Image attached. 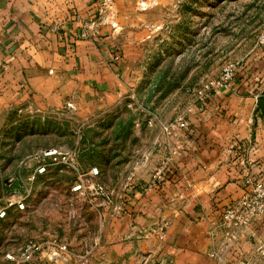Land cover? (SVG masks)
<instances>
[{
  "label": "crops",
  "instance_id": "crops-1",
  "mask_svg": "<svg viewBox=\"0 0 264 264\" xmlns=\"http://www.w3.org/2000/svg\"><path fill=\"white\" fill-rule=\"evenodd\" d=\"M101 1L0 0V120L10 109L69 111L66 102L86 117L120 102L128 86L124 52L139 40L128 26L139 21L122 16L125 0H111L112 11L95 19ZM82 30L87 36L78 38ZM260 64L197 108L188 131L168 136L176 143L156 188L124 192L127 210L115 217L111 246L117 253L111 258V249L105 264H264V214L238 230L219 224L223 206L244 194L245 175L264 180ZM162 220L168 226L159 239L148 230Z\"/></svg>",
  "mask_w": 264,
  "mask_h": 264
},
{
  "label": "rangeland",
  "instance_id": "rangeland-1",
  "mask_svg": "<svg viewBox=\"0 0 264 264\" xmlns=\"http://www.w3.org/2000/svg\"><path fill=\"white\" fill-rule=\"evenodd\" d=\"M111 6L113 1L104 17ZM121 6L122 16L139 21L128 26L139 40L128 42L124 52L128 86L118 104L86 117L72 110L10 109L0 120V205L17 194L18 170L43 148L67 145L79 166L78 171L49 166L27 208H10L0 219V264L28 239L45 244L53 236L67 244V264H105L111 249V258L117 253L111 246L118 238L113 235L118 215L70 191L78 173L96 166L100 180L116 191L151 185L169 164L176 143L163 125L178 115L189 121L205 105L196 89L226 71L243 73L264 63V0H125ZM116 26L122 28L119 21ZM255 93L256 111L264 115L258 103L264 102V85ZM28 171L22 168V176Z\"/></svg>",
  "mask_w": 264,
  "mask_h": 264
},
{
  "label": "built area",
  "instance_id": "built-area-1",
  "mask_svg": "<svg viewBox=\"0 0 264 264\" xmlns=\"http://www.w3.org/2000/svg\"><path fill=\"white\" fill-rule=\"evenodd\" d=\"M110 3L111 0L101 1L95 19L104 15ZM86 36L87 32L82 30L78 38ZM72 42L73 41H70L69 43L71 44ZM262 43H264V35L262 36ZM113 59L115 61L118 60L119 55H114ZM237 72H239V69L235 71H226L216 81L206 83L203 89H196L198 98L202 101V104L208 103V99L216 93L229 91L234 82H236ZM65 104L67 110L74 109L71 102H66ZM189 128L190 123L184 115H178L172 121L163 125V130L169 136L175 135L179 131L186 132ZM23 164L22 168L27 166L29 171L27 175L23 177L22 168L18 170L17 179L20 180L18 183L19 190L17 194L8 196L4 205H0V219L7 216L10 208L17 211H23L27 208L36 181L40 176L48 172L49 166L58 165L72 168L76 171L79 170V166L74 159V152L67 145H54L43 148L33 155L28 163L24 162ZM163 170L164 169L160 170L159 176L162 174ZM153 184L154 183L147 185L145 188H156ZM129 187L130 186H128L125 191ZM243 188L245 189L244 194L240 198L223 206L219 213V224L228 230H238L242 227H246L254 217L264 214V180L261 178H253L252 175L247 174L243 177ZM70 191L72 193L86 194L96 201L98 205L109 208L120 215L127 210L125 206V191H116L114 188L107 187L100 180V172L96 166H92L86 171L79 172L77 178L70 184ZM167 226L168 222L162 220L154 223L149 230L159 239H163ZM230 235L234 236L233 234ZM6 258L8 260L7 264H67L71 256L67 244L58 237L53 236L45 244L40 243L36 239H28L20 245L17 253H7Z\"/></svg>",
  "mask_w": 264,
  "mask_h": 264
},
{
  "label": "trees",
  "instance_id": "trees-1",
  "mask_svg": "<svg viewBox=\"0 0 264 264\" xmlns=\"http://www.w3.org/2000/svg\"><path fill=\"white\" fill-rule=\"evenodd\" d=\"M241 72H242V71H241ZM241 72H240V74H239V77H238V75H237V79H236V80H237V82H238V78H240L241 76H242V77L244 76V74H243V73H241ZM255 75H256V74H255ZM255 77H256V76H255ZM255 77H253V79H254V82H255V81H256V82H259V80H260V79H259V78H258V79H256ZM246 78H247V77H245V78L243 79V82H242V84H245V83H247V80H246ZM251 83H252V81H251ZM261 83H263V84H264V81L262 80V82H261ZM217 94L219 95L220 93H216V94H214V95H212V96H215V95H217ZM212 96H211V97H212ZM211 97L208 99V103L212 101V100H211ZM162 172H163V171H162Z\"/></svg>",
  "mask_w": 264,
  "mask_h": 264
},
{
  "label": "water",
  "instance_id": "water-1",
  "mask_svg": "<svg viewBox=\"0 0 264 264\" xmlns=\"http://www.w3.org/2000/svg\"><path fill=\"white\" fill-rule=\"evenodd\" d=\"M259 107H262V100H259Z\"/></svg>",
  "mask_w": 264,
  "mask_h": 264
}]
</instances>
